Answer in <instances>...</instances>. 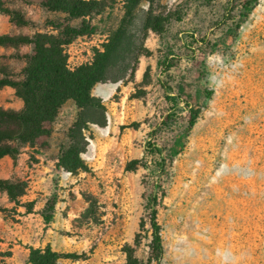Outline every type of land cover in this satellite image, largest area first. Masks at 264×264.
<instances>
[{"label": "rangeland", "instance_id": "rangeland-1", "mask_svg": "<svg viewBox=\"0 0 264 264\" xmlns=\"http://www.w3.org/2000/svg\"><path fill=\"white\" fill-rule=\"evenodd\" d=\"M41 1L3 0L0 34L75 28L73 67L122 32L117 78L91 88L103 119L75 146L83 167L58 165L72 100L47 135L0 157V262L35 264L32 250L49 249L56 264H264V0L247 17L239 0H99L77 18ZM32 49L0 44V66L21 77ZM22 105L0 86L1 107Z\"/></svg>", "mask_w": 264, "mask_h": 264}, {"label": "trees", "instance_id": "trees-1", "mask_svg": "<svg viewBox=\"0 0 264 264\" xmlns=\"http://www.w3.org/2000/svg\"><path fill=\"white\" fill-rule=\"evenodd\" d=\"M99 0H42L48 8L65 12L71 18L85 17L92 9H99ZM131 1V0H130ZM237 1V0H231ZM245 8L243 17L257 4V0H239ZM0 8L3 0H0ZM17 23H23L21 17H16ZM75 28L65 26L55 33L37 31L32 36L24 34H0V44L27 42L32 45L30 53L24 55L26 62L21 68V77H13V73L0 66V86L7 85L14 89V94L22 99L20 109H7L0 106V157L16 151L13 141L31 143L42 135H47L49 129L45 123L52 122L62 105L72 100L76 106V118L68 130L72 141L70 148L60 152L58 165L68 171L83 167L79 152L84 149L75 146L78 139H83V129L88 122L101 123L102 113L97 116L101 105L91 94V88L96 83L113 81L117 78L112 72L117 56L115 48L120 45L122 32L116 35L114 42L104 44L102 50H94L88 61L69 66L67 62L66 45L77 36ZM195 115L192 116V123ZM160 154V148H153ZM161 166V162L159 163ZM161 169V168H160ZM4 181L0 180V186ZM152 209L149 215L151 241L157 257L163 252L161 242V227L157 221L156 196L151 198ZM56 252L49 249L32 250L29 261L35 264H56ZM3 264V262H0Z\"/></svg>", "mask_w": 264, "mask_h": 264}, {"label": "crops", "instance_id": "crops-1", "mask_svg": "<svg viewBox=\"0 0 264 264\" xmlns=\"http://www.w3.org/2000/svg\"><path fill=\"white\" fill-rule=\"evenodd\" d=\"M250 191L252 194L258 196L259 194V182L255 180L250 181ZM258 216V207L254 210V217L257 218Z\"/></svg>", "mask_w": 264, "mask_h": 264}]
</instances>
